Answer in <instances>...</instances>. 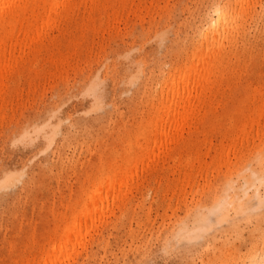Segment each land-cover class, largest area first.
Wrapping results in <instances>:
<instances>
[{"label":"bare ground","instance_id":"6f19581e","mask_svg":"<svg viewBox=\"0 0 264 264\" xmlns=\"http://www.w3.org/2000/svg\"><path fill=\"white\" fill-rule=\"evenodd\" d=\"M129 1L0 0L1 119L8 104L10 83L16 73L23 75L26 68L48 73L49 65L54 68L66 65L68 57L74 56L82 45L85 30L89 27L97 30L101 14L106 15V22L110 24L111 16L123 14ZM258 1L218 0L212 5L211 14L198 28L186 61L181 66L172 67L158 83V90L150 100L153 106L147 117L138 123L136 133L127 131L123 149H113L108 161L102 155L97 167L85 172L76 193L72 195L71 192V196L63 201L64 210L53 211V232L43 239L32 231L31 245L16 264H73L83 253L86 258L96 256L94 249L91 251L88 247L92 243L103 244L106 240L100 237L103 234L99 231L110 223L109 218L116 209L125 213L133 189L154 178H157L154 180L156 189L174 191L176 204L185 205L183 215L177 216L173 222L172 219L169 229L163 232L161 243L164 247L175 240H194L214 228L213 231L218 230V234L224 237V243L219 252L213 250L201 264H264V82L253 88L247 100H240L224 111L227 116L221 118L225 122V131L216 144L213 135L217 132L218 118L209 119L210 103L220 92L221 83L217 77L225 63L232 62L236 56L235 40L243 21L246 22ZM81 7L83 10L78 16ZM72 24L81 30L80 37H65ZM227 46L231 54L228 58L225 56ZM98 74L85 89L93 95L95 107L99 103L102 106L104 98L98 93L104 77L101 79ZM58 110H51L40 121L29 120L27 124L19 125L21 130L16 142L32 145L41 138L47 147L51 146L64 121L57 115ZM219 110V107L215 109L218 117ZM188 131L196 135H186ZM202 131L205 138L199 145L198 134ZM25 168V165L1 168L0 190L20 179ZM170 171L177 176L173 180L168 178ZM187 191L192 195L189 201ZM249 219L253 225L248 230L250 241L247 246L244 241L246 245H242L241 239H244L243 229ZM223 223L226 224L224 227L221 226ZM209 236L214 243L217 234L213 232ZM232 236L235 237L233 241L230 240Z\"/></svg>","mask_w":264,"mask_h":264},{"label":"rangeland","instance_id":"374dc122","mask_svg":"<svg viewBox=\"0 0 264 264\" xmlns=\"http://www.w3.org/2000/svg\"><path fill=\"white\" fill-rule=\"evenodd\" d=\"M216 1L130 0L123 14L111 16L110 24L106 22V15L101 14L98 29L89 27L85 30L82 45L62 66L67 70L49 65L48 73L26 68L23 75L15 74L7 97L8 108L3 119L0 117V169L25 165L26 171L14 184L0 190V264L17 263L31 245L32 231L43 239L48 238L55 226L53 211L64 210L63 201L71 196V192L72 195L76 193L85 172L97 167L102 155L108 161L113 149L124 148L127 131L136 133L138 123L147 117L153 106L150 100L165 73L186 61L197 31L206 22ZM82 10L81 7L78 16ZM245 20L235 40L236 56L232 62H226L219 73L220 92L210 103L209 119L218 118L217 132L213 135L215 144L225 131V122L221 118L227 116L224 111L240 100H247L253 88L264 82V0L256 3ZM68 30L66 38L81 35V30L74 24ZM226 50H229L228 46ZM225 56H231L230 51ZM97 74L101 79L104 77L98 88L104 103L95 107L93 95L85 89ZM218 107L219 117V113H215ZM56 108H60L57 115L64 121L51 146L47 147L41 138L32 145L16 142L21 130L19 125L27 124L29 120L40 121ZM191 133L188 131L186 135H196ZM198 135L200 145L205 133L202 131ZM176 177L171 171L168 173L170 180ZM155 179L133 189L125 213L116 209L109 218L110 223L99 231L103 234L100 237L106 240L100 246L92 243L88 247L99 256L86 258L83 253L73 264H201L213 250L219 252L224 237L218 230L213 231L214 228L194 240H175L166 248L162 245L163 234L177 216L183 215L185 205L176 204L174 191L156 189ZM186 196L189 201L192 195L187 191ZM252 225V219H249L243 229L241 243L244 241L247 246L250 241L248 230ZM210 232L217 234L214 243ZM234 238L232 236L230 240Z\"/></svg>","mask_w":264,"mask_h":264}]
</instances>
